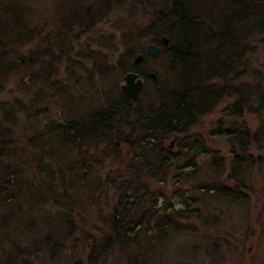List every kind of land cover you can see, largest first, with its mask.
<instances>
[{"label": "trees", "instance_id": "1", "mask_svg": "<svg viewBox=\"0 0 264 264\" xmlns=\"http://www.w3.org/2000/svg\"><path fill=\"white\" fill-rule=\"evenodd\" d=\"M262 52L264 0H0V96L25 95L0 103V264L57 262L81 232L57 219V189L78 212L106 213L82 264H154L152 251L198 231L217 240L201 223L209 201L248 206L264 167ZM128 73L143 82L134 102L120 91ZM187 252L188 264L213 257Z\"/></svg>", "mask_w": 264, "mask_h": 264}, {"label": "rangeland", "instance_id": "2", "mask_svg": "<svg viewBox=\"0 0 264 264\" xmlns=\"http://www.w3.org/2000/svg\"><path fill=\"white\" fill-rule=\"evenodd\" d=\"M110 25L107 27L104 26L106 27V30H109L111 28ZM99 29H103V28H99ZM261 57H264L263 52L261 53ZM261 61L263 63L264 58ZM6 89L7 90H5L3 96H0V103L5 102L6 98H12L10 100L11 101L13 100L14 102L21 99L20 97L25 96L24 94H23L24 96H22L20 92H17V88L15 85H12L10 89H8V87ZM37 90L38 88H33V92H36ZM93 99L94 96H91L87 98V101H83V104L86 109L89 108L88 110H90L93 108L91 104ZM219 114H220L219 110L217 112L215 111L214 114L206 117L201 121L199 131H201L203 135L207 133L212 123L217 118H219ZM246 118L249 122L248 124H250L252 117L247 116ZM204 126L208 127V129L205 131V134H204ZM41 130L37 129L36 131H38L37 133H39ZM207 139L209 140V145L212 146V149L214 150L217 149L219 151L222 150L221 153L228 156L229 148L227 144H224L221 141L219 142V139L210 140L208 137ZM174 144L175 142L174 140H172L171 147ZM81 162L82 161L80 160V163ZM84 174L86 175L85 171ZM85 175H81V177L83 179H86L87 177H85ZM219 182H220L219 185L223 184L226 187H228L226 183H223L221 181ZM58 186H60V183L57 179V188ZM253 190L254 192L251 193L252 196H251L250 204H248V206L246 207L243 206L239 208L235 205H229L222 200L209 201L211 202L210 203L211 209L209 210L210 212H208L205 216H203L204 222L201 221V223L204 224V226L206 227L207 226L214 227L215 225L219 226L217 228V233L214 234L217 235V240H211V238H209L210 235L207 234L206 232L203 231L199 232L197 229L198 225H196L197 228L195 229L198 231L197 237H187L189 239L186 240L180 239V241L176 243H172L171 246L169 245L165 246V249H161L160 251H155V250L152 251L151 252L152 256H155L156 253L158 254L156 257L153 258V260L155 261L154 264H188L189 263L188 258L190 256L191 257L195 256L193 253L187 252L188 249L190 248L192 249V247H198V249L200 250L206 249V252L210 253V250L212 249L211 247L212 243L218 244V246H216L218 248V252L215 255V257L212 255L214 253H210L213 257H209V256L206 257L207 254H203L202 257L203 258L205 257L204 259L206 261V264H264V167H262L261 171L256 170L253 173L252 188H250V191ZM65 198L66 197H64L62 194V190L57 189V219L63 220V222L66 225L67 233L69 231V233L74 235L76 233L75 232L76 227H78V230H80L81 232H77L78 234L73 236V242L67 243L68 242V236H67V242H66L67 244L65 245V248L59 247V253H57V262L55 261L50 263L47 262V264H82L84 263V261L85 263H87V260L85 259L87 258L90 249L92 248V245L96 244L99 246L98 248H101L103 246L101 243L104 241V239L96 238L94 236V233L100 232L97 230V228L99 226H102L101 221L98 222L97 218L99 217L100 214L106 215V213L103 212V210L100 212L97 208H95L96 210L95 213L89 212V209L82 208L80 206L78 212L75 210L73 206H71V208L68 207L70 204L64 203L66 200ZM106 202L107 201H104L103 204H105ZM62 205H63V209H62ZM219 215L221 217L220 220H219ZM209 220H212V222H214L215 225H211V223H209ZM157 221L158 218L156 219L155 223ZM73 226L74 228L70 230V228H72ZM42 235H47L46 231H44ZM89 238L95 242H93V244L91 243L86 244V241ZM219 238H222L221 239L222 243H219ZM76 243H80L79 247L77 248V251L75 250ZM226 243H231V244L227 246L225 245ZM237 245L239 246L238 252L235 251ZM137 249L141 253L149 252V250L145 248L140 250L139 247ZM112 251L115 254H118L117 248L112 249ZM134 254H135L134 252H131L130 255L132 256L130 258L132 257L135 258ZM113 255H109L110 258H108L109 260H107L106 264H120L116 258H112V257H117L116 255L115 256ZM81 256L83 258H79L75 262L72 261L71 257H81ZM44 257H50V256L47 255ZM161 257H164V260L157 262V260H160Z\"/></svg>", "mask_w": 264, "mask_h": 264}, {"label": "water", "instance_id": "3", "mask_svg": "<svg viewBox=\"0 0 264 264\" xmlns=\"http://www.w3.org/2000/svg\"><path fill=\"white\" fill-rule=\"evenodd\" d=\"M164 45H167V41L164 39ZM146 51L152 58L159 56L160 48L156 45H148ZM142 56H138L133 64H137L141 61ZM143 83L141 79L134 73H128L124 77V84L120 86V91L131 101H135L141 92Z\"/></svg>", "mask_w": 264, "mask_h": 264}, {"label": "bare ground", "instance_id": "4", "mask_svg": "<svg viewBox=\"0 0 264 264\" xmlns=\"http://www.w3.org/2000/svg\"><path fill=\"white\" fill-rule=\"evenodd\" d=\"M161 40V39H160ZM168 40V39H167ZM139 54V53H138ZM137 55V54H136ZM136 58V57H135ZM134 58V59H135ZM76 80V79H75ZM81 80V79H80ZM79 81V80H78ZM87 83V82H86ZM89 83V82H88ZM82 84V83H81ZM87 85V84H86ZM87 90V89H86ZM85 90V91H86ZM80 91V90H79ZM56 97V96H55ZM90 103V102H89ZM84 105V104H83ZM95 105H97V104H95ZM105 106V105H104ZM84 107V106H83ZM98 108V107H97ZM81 112V111H80ZM85 114V113H84ZM82 219V218H81ZM82 221V220H81ZM77 223H78V221H77ZM81 224V223H80ZM215 225V224H214ZM77 226V225H76ZM84 226H85V224H84ZM216 226V225H215ZM80 227V226H79ZM212 227V226H211ZM81 229V228H80ZM129 258V257H128ZM143 258V257H142ZM145 258V257H144ZM134 259H136V257L134 258ZM137 259H139L140 260V258H137ZM129 260V259H128ZM127 260V261H128ZM143 260V259H142ZM191 260V259H190ZM125 261H126V259H125ZM133 261V260H132ZM141 261V260H140ZM139 263V262H138ZM142 263V262H141ZM136 264V263H135Z\"/></svg>", "mask_w": 264, "mask_h": 264}]
</instances>
